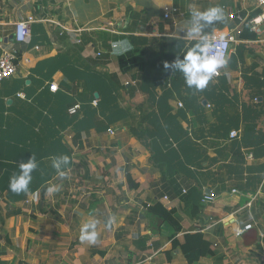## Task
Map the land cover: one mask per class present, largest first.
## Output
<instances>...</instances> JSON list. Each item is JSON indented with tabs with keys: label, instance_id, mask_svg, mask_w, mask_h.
Wrapping results in <instances>:
<instances>
[{
	"label": "crops",
	"instance_id": "crops-1",
	"mask_svg": "<svg viewBox=\"0 0 264 264\" xmlns=\"http://www.w3.org/2000/svg\"><path fill=\"white\" fill-rule=\"evenodd\" d=\"M214 5L224 17L205 32L235 41L197 91L163 65L189 46L179 30L189 10ZM164 8L177 13L164 18ZM257 12L254 0H0V52L19 53L0 82V264H188L179 247L166 253L170 229L147 213L156 201L176 210L179 240L200 230L213 242L193 264H264V39L247 24ZM30 15L26 40L14 42ZM119 40L132 48L116 56ZM31 154L29 190L13 193ZM61 154L71 158L65 180L51 167ZM50 184L61 190L47 193ZM204 193L214 200L202 203ZM89 219L101 247L90 253L80 239ZM246 224L249 243L235 236Z\"/></svg>",
	"mask_w": 264,
	"mask_h": 264
},
{
	"label": "clouds",
	"instance_id": "clouds-1",
	"mask_svg": "<svg viewBox=\"0 0 264 264\" xmlns=\"http://www.w3.org/2000/svg\"><path fill=\"white\" fill-rule=\"evenodd\" d=\"M189 21L179 30L188 38V47L183 51L182 58L177 56L171 62H164V69L172 72L182 73L185 83L189 88H195L197 91L205 89L214 76L219 74V70L226 67L229 56L223 51H213V45L210 36L205 29L224 17L223 9L218 6H210L204 10L191 8L189 10ZM113 54L121 56L131 50L132 45L127 40L113 42ZM70 156L61 154L51 157V167L55 169L61 180L68 178V168L70 165ZM39 167L34 154L22 160L18 164V173L11 176L8 187L11 192L20 194L26 193L33 179V172ZM61 184H50L46 191L49 194L57 193L61 190ZM111 219L106 222V226L111 224ZM98 221L89 219L82 224L80 228V239L93 244L98 239L97 232Z\"/></svg>",
	"mask_w": 264,
	"mask_h": 264
},
{
	"label": "built area",
	"instance_id": "built-area-1",
	"mask_svg": "<svg viewBox=\"0 0 264 264\" xmlns=\"http://www.w3.org/2000/svg\"><path fill=\"white\" fill-rule=\"evenodd\" d=\"M254 1L256 3V6L258 7V12L247 19V24L251 31L261 34V36L264 39V0H254ZM174 13H177L176 8H164L163 16L164 18H168L170 15ZM230 17H233V15L230 14ZM33 20H34L33 16L30 15L26 19L19 20L15 23L14 32L12 35V39L14 42L20 43L26 40L29 31V23H31ZM209 36L211 43L213 45L212 50L226 52L229 56V53L231 52L230 51L231 45L235 41L234 35H232L231 32H226L223 34L213 32L209 34ZM97 55L100 56L101 52L98 51ZM16 59L17 58L14 50H8L4 47L1 49L0 82L3 81L4 79L11 77L13 74L16 73L17 71ZM222 69L219 70V74L214 76V78L220 75ZM56 89H57V84L51 83L49 85L50 91H55ZM18 96L23 97V94L19 93ZM92 103L95 104L96 100H92ZM178 105L181 104L179 103ZM79 109H80V103L76 102L67 108V113L69 115H75ZM108 131L110 133H113L111 129H109ZM236 135H237V131L235 130H232L229 133V136L231 138L235 137ZM247 157L252 158V155L249 153ZM233 192H235V190H233ZM251 199H254V197H250V200ZM213 200H214V196L212 194H207V193H204L200 199L202 203L212 202ZM250 202H248L247 204L249 205ZM251 228H252V224H246L242 227H237L235 230V236L240 237L245 231Z\"/></svg>",
	"mask_w": 264,
	"mask_h": 264
},
{
	"label": "trees",
	"instance_id": "trees-1",
	"mask_svg": "<svg viewBox=\"0 0 264 264\" xmlns=\"http://www.w3.org/2000/svg\"><path fill=\"white\" fill-rule=\"evenodd\" d=\"M246 30L248 28L246 27ZM16 58L18 57V51L15 49ZM17 62V59H16ZM93 96L87 98L88 107L90 106ZM92 109V108H91ZM94 111V109H93ZM128 181H131L128 178ZM147 213L159 220V226H163L165 229H170L167 234V239L171 242V248L166 252L179 247L185 261L188 264H193L202 257L211 256L214 254L213 242L204 232L200 230H189L182 234V239L179 240L177 234L182 231L181 220L174 208H166L160 202H154L147 206ZM145 239L147 236L144 237Z\"/></svg>",
	"mask_w": 264,
	"mask_h": 264
},
{
	"label": "rangeland",
	"instance_id": "rangeland-1",
	"mask_svg": "<svg viewBox=\"0 0 264 264\" xmlns=\"http://www.w3.org/2000/svg\"><path fill=\"white\" fill-rule=\"evenodd\" d=\"M100 248L101 247L99 246L98 242H95L93 245H89V248H88L87 251H88V253H90L91 250H92V252H94L95 250H99ZM254 254H256L255 251H250V255H248V256H251V257L255 258L256 261H259L260 262L261 261L260 260L261 258L260 257L259 258H256ZM230 264H232V263H230ZM234 264H245V261L243 263L240 261V262H237V263H234Z\"/></svg>",
	"mask_w": 264,
	"mask_h": 264
},
{
	"label": "water",
	"instance_id": "water-1",
	"mask_svg": "<svg viewBox=\"0 0 264 264\" xmlns=\"http://www.w3.org/2000/svg\"><path fill=\"white\" fill-rule=\"evenodd\" d=\"M12 38V37H11ZM95 96H97V94H95ZM248 236H249V232L248 231H245L243 234H242V238L244 239L245 243H249L250 240L248 239Z\"/></svg>",
	"mask_w": 264,
	"mask_h": 264
}]
</instances>
